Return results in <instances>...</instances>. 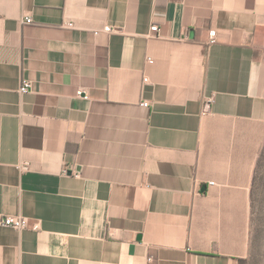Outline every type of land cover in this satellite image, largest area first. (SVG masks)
<instances>
[{"label":"crops","instance_id":"1","mask_svg":"<svg viewBox=\"0 0 264 264\" xmlns=\"http://www.w3.org/2000/svg\"><path fill=\"white\" fill-rule=\"evenodd\" d=\"M263 141L264 0H0V264H241Z\"/></svg>","mask_w":264,"mask_h":264},{"label":"rangeland","instance_id":"2","mask_svg":"<svg viewBox=\"0 0 264 264\" xmlns=\"http://www.w3.org/2000/svg\"><path fill=\"white\" fill-rule=\"evenodd\" d=\"M250 199V249L241 264H264V141L254 167Z\"/></svg>","mask_w":264,"mask_h":264},{"label":"built area","instance_id":"3","mask_svg":"<svg viewBox=\"0 0 264 264\" xmlns=\"http://www.w3.org/2000/svg\"><path fill=\"white\" fill-rule=\"evenodd\" d=\"M25 22L29 23L31 21V18L30 17H27L25 18L24 20ZM63 26L65 27H73V23L72 21H69V20H66L65 22H63L62 24ZM151 31H158L159 30V27L157 24H154L150 27ZM113 30V28H111L110 25H106L102 28V31L104 32H111ZM95 32H98V31H95ZM209 35H210V40L211 42H213L214 40V36H215V32L214 30H211L209 32ZM150 61V59H149ZM147 78H144L143 81H146ZM29 87H30V83L28 81H25L23 84L20 85L19 87V91L20 92H27L29 90ZM84 91L82 89H79L77 90V94L78 95H83ZM143 106H147L148 105V102L147 101H143L141 103ZM1 222L5 225H9V226H12L13 228L15 229H23L25 227L28 226V220L27 218L25 217H21V216H11V215H7V216H4L2 219H1Z\"/></svg>","mask_w":264,"mask_h":264},{"label":"water","instance_id":"4","mask_svg":"<svg viewBox=\"0 0 264 264\" xmlns=\"http://www.w3.org/2000/svg\"><path fill=\"white\" fill-rule=\"evenodd\" d=\"M193 35V30H191L190 31V36H192ZM205 188V186H202V189H204Z\"/></svg>","mask_w":264,"mask_h":264}]
</instances>
